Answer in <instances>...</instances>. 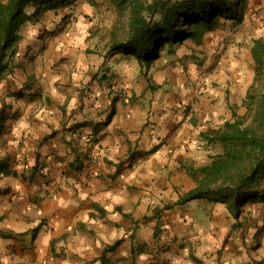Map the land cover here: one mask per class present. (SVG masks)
<instances>
[{
	"label": "crops",
	"instance_id": "0c3cea01",
	"mask_svg": "<svg viewBox=\"0 0 264 264\" xmlns=\"http://www.w3.org/2000/svg\"><path fill=\"white\" fill-rule=\"evenodd\" d=\"M52 12L49 25L57 30L73 17L77 23L43 49V70L36 66L40 56L35 63L23 57L29 36L21 26V43L0 76L2 97L23 92L11 96V109H2L7 123L0 128V160L13 172H0V264H102V257L104 264H264V233L251 236L258 238L255 248L244 249L238 233L223 245L230 227L218 213L225 203L176 205L167 211L206 202L215 210L212 217L164 221L179 229L160 241L153 232L160 194H173L175 202L195 185L182 165L201 164L195 161L204 151L200 132L222 126L232 109L244 112L247 88L240 103L237 96L229 102L227 89L237 78L236 65L248 69L238 57L247 54L251 61L252 44L246 50L232 43L248 42L247 32L214 28L200 42L187 39L163 49L150 65L113 77V58L97 52L102 40L92 35L95 20L83 23L84 11L74 3ZM200 51L206 58L198 65L193 60ZM101 70L109 76L102 81ZM10 155L23 165L12 166ZM257 202L264 204L250 199L241 214ZM171 239L177 245L165 250L161 243Z\"/></svg>",
	"mask_w": 264,
	"mask_h": 264
},
{
	"label": "trees",
	"instance_id": "16d2710c",
	"mask_svg": "<svg viewBox=\"0 0 264 264\" xmlns=\"http://www.w3.org/2000/svg\"><path fill=\"white\" fill-rule=\"evenodd\" d=\"M75 1L0 0V76L9 69L16 54L24 22L45 10ZM116 3L128 10V25L123 38L113 34L106 57L134 55L139 63L148 66L160 57L163 49L187 39L200 42L206 32L215 28L218 16L241 20L248 0H117ZM31 4L37 6L27 13L26 7ZM250 52L254 78L241 101L244 112L239 114L232 109V118L222 126L200 132L207 144H220L221 151L205 164H183L195 185L161 210L205 199L225 203L238 220L247 201L255 198L264 201V187L251 189L264 181V36L253 40ZM0 172L13 171L0 160ZM101 261L104 264V257Z\"/></svg>",
	"mask_w": 264,
	"mask_h": 264
},
{
	"label": "rangeland",
	"instance_id": "374dc122",
	"mask_svg": "<svg viewBox=\"0 0 264 264\" xmlns=\"http://www.w3.org/2000/svg\"><path fill=\"white\" fill-rule=\"evenodd\" d=\"M117 0H77L74 2V5L76 4L79 9H83V16L84 19H82L83 23L89 24L90 22L95 20V24H92L93 27H97L96 30L92 32V35H95V39H101L102 44L98 49L100 51H97L99 54L103 55L105 58H107V52L109 49V46L111 44V41L114 38V33L116 34V37L118 38H123L126 30H127V25H128V10L123 9L122 6L118 3H116ZM176 1V0H172ZM37 5L31 4L26 7L27 13H30L29 11L31 9H34ZM42 7V6H41ZM42 16L38 17H32L30 20H26L24 24L22 25V33L28 35V43L27 46L25 47V54L23 57H28L29 59L32 60L33 63H35V58L41 57V61L38 62L36 65L37 67L44 68V59L48 57V55L45 54V51L43 52V49L45 47H48L50 45H56L57 39L63 35L66 36V33L68 32L69 28L71 27V24L73 20L75 23H77L76 17L72 18L71 20L65 21L64 25H60V30L58 29V25L56 26H50V22H52L53 19V12L52 9L50 10H45L42 12ZM57 15V14H56ZM44 19L45 23H40L39 19ZM66 18V14L62 17L64 20ZM216 26L218 31H227L230 33H241L247 32L246 34L249 36L247 39L248 42L244 41L243 37L242 38H237L236 40H233V44L235 45H240L244 49H248L249 43L253 44V40L258 38V36H264V0H248V4L246 9L244 10V15L241 20H228L224 18L223 16H218L215 19ZM38 27V28H35ZM35 28V30H34ZM98 30H102L101 33H98ZM104 30V31H103ZM219 32V33H220ZM231 35V34H229ZM245 35V34H244ZM88 38V37H87ZM219 40H222V37H218ZM218 40V41H219ZM226 41V38L223 39ZM21 43V41H19ZM18 42V44H19ZM248 43V44H247ZM17 44V45H18ZM23 44V42H22ZM33 45V46H32ZM226 44H224V48ZM38 48L35 54V51L31 54H28V51H30V48ZM88 48V47H87ZM242 48V50H243ZM28 49V50H27ZM179 52L185 51V48L182 46L177 47ZM241 49L238 50L239 52L242 51ZM88 51H94V50H88ZM244 51V50H243ZM202 52V51H200ZM235 55V54H234ZM243 55V54H240ZM50 57V56H49ZM63 57V56H62ZM112 62L113 65H115V74H113V77L116 76H121L122 72L124 69H137L138 66L140 65L139 60L134 56V55H125V54H117L115 56H112ZM206 56L203 54L197 55L194 57L193 62L197 63L198 65L203 64ZM241 59V64L245 65L243 66V69L247 68L246 70H242L241 66L236 65L237 67V78L233 79L229 84L231 86L228 87L227 93H228V100L229 102L235 99L234 96H237V102L240 103L241 96L244 95L245 89L248 88V86L253 82L254 78V63L253 59L251 57V61L249 62L248 60V55L246 56H240L238 57ZM13 60V58H12ZM230 63V62H229ZM248 64V65H247ZM250 71V74L247 73V71ZM104 70H101V72H97V74H100L99 79L105 80V78L109 77L107 73L103 72ZM253 72V74H252ZM249 78L250 81H249ZM112 78V77H111ZM248 80H247V79ZM36 79V78H35ZM246 79V81H245ZM233 89V90H232ZM23 92L17 91L14 94H5L3 97L0 93V128L3 127V125H6L7 122H5V115L3 116V110L7 111L8 109H11L13 105V98H17L21 96ZM12 96V97H11ZM114 97V96H113ZM114 99V98H113ZM234 107H238L237 105H234ZM241 110L242 107H238V110ZM242 111V110H241ZM15 112H12V115H14ZM14 117V116H13ZM14 119V118H12ZM195 119V124L197 125H202L203 122L200 119L194 118ZM203 120V119H202ZM206 123V122H205ZM202 141V140H201ZM204 141V140H203ZM3 146L6 144V141L1 143ZM8 144V143H7ZM6 146V145H5ZM8 146V145H7ZM6 146V147H7ZM200 148L199 150H204L202 151L203 156L198 157L195 161L200 162L201 164H205L204 162L207 161L209 158H211L214 154H211L210 152H207L209 148L213 150L217 149L218 151H221V145L220 144H212L211 147L204 141L203 143L199 144ZM210 155V157H208ZM11 157V164L12 166L14 165H23V161H20V163L17 162L15 159V156L10 155ZM204 160V162H202ZM189 164H193V162H190ZM184 185H182L183 187ZM264 187V181L260 182L259 184H256L253 188V190H258L260 188ZM162 193V192H161ZM162 195V197H158L159 203L156 205V207L152 210L154 213H156L159 216V221L157 225L153 228V232L156 236L160 237L158 238V241L161 240L162 236L164 235H170L171 233H175L179 227L177 225L173 226L170 225V227H164V221L173 219V218H179L181 217L182 219L189 220L191 221L190 218H195V219H202L206 217H212L214 214V206L211 205V208L208 210V205L209 202H206L205 206L204 205H192L189 206V208L185 210H178L177 212H171V211H166L161 210L163 206L167 203H172L174 202L175 196L173 194H169V196ZM259 200L258 198H255ZM264 204H261L260 202H257L253 205H249L247 210H244L245 213H242L241 216L236 220L230 211L228 210L227 206L226 209L223 210V212L218 213L222 215V218L227 219V223L229 224V233L228 237H225V241L223 242V245L229 246L231 243L230 242V235H234L236 233L239 234L240 239L242 240V244L244 245V249L250 248H255V245L257 247L258 245V238H255V240H251V236H257L260 235L261 233H264V217L263 218H258L256 216V213L259 211L260 214L264 215ZM205 208V210H204ZM254 211V212H253ZM253 214L251 215V213ZM152 213V212H151ZM150 217L149 214L147 213L145 215V218ZM262 217V216H261ZM261 220V222H259ZM263 221V222H262ZM152 232V233H153ZM174 240H165L163 241L162 247L168 249L169 247H172L174 245H177L176 243H173ZM233 249H235V245L232 244ZM180 248V247H179ZM223 248V247H222Z\"/></svg>",
	"mask_w": 264,
	"mask_h": 264
},
{
	"label": "built area",
	"instance_id": "2783aa9c",
	"mask_svg": "<svg viewBox=\"0 0 264 264\" xmlns=\"http://www.w3.org/2000/svg\"><path fill=\"white\" fill-rule=\"evenodd\" d=\"M120 92V91H119ZM120 93H122V92H120Z\"/></svg>",
	"mask_w": 264,
	"mask_h": 264
}]
</instances>
